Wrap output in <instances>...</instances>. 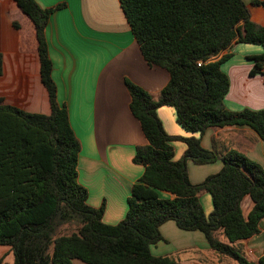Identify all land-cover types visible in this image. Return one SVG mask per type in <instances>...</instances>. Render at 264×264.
I'll use <instances>...</instances> for the list:
<instances>
[{"label": "trees", "instance_id": "trees-1", "mask_svg": "<svg viewBox=\"0 0 264 264\" xmlns=\"http://www.w3.org/2000/svg\"><path fill=\"white\" fill-rule=\"evenodd\" d=\"M13 1L33 24L50 106V113L42 115L0 100V245L10 247L13 264H178L172 256L150 253L151 246L164 241L159 227L169 220L182 231L202 233L218 264H264V256L254 263L240 248L258 233L264 218L262 167L230 146L218 153L202 148L200 137L169 136L156 114L169 106L187 132L201 136L208 128L247 127L264 143L263 110L233 112L223 104L229 84L220 66L230 55L213 60L232 42L257 45L262 53L250 58V75L264 76V26L250 21L243 1L119 0L143 60L166 70L169 79L155 97L125 81L129 111L146 144L135 149L132 161L143 173L115 225L102 221L103 205L92 208L86 202L87 192L77 180L80 144L66 108L56 101L45 28L64 5L42 8L35 0ZM173 141L186 145L178 161ZM187 160L196 165L220 160L222 168L192 184ZM159 192L173 197L160 198ZM202 194L212 202L207 216ZM244 198L250 202L246 215Z\"/></svg>", "mask_w": 264, "mask_h": 264}, {"label": "crops", "instance_id": "crops-1", "mask_svg": "<svg viewBox=\"0 0 264 264\" xmlns=\"http://www.w3.org/2000/svg\"><path fill=\"white\" fill-rule=\"evenodd\" d=\"M35 1L42 8L64 5L50 15L45 28L56 101L66 108L70 127L80 144L77 180L87 192L86 202L92 208L103 205L102 221L115 225L124 218L130 188L143 173V167L132 161L135 149L146 144L138 121L129 111L125 81L155 97L167 84L168 73L143 60L119 0ZM241 1L250 21L264 26V0ZM36 46L29 18L13 0H0V100L28 113L48 115L50 106L40 80ZM261 53L257 45L232 42L213 58L230 55L220 66L229 84L223 99L227 110L264 111V76L250 75L254 64L250 58ZM156 114L167 135L200 137L202 148L218 153L230 146L264 170V143L249 128H208L199 136L177 123L171 107L161 106ZM171 145L173 160H180L186 145L182 141H173ZM221 168L220 160L202 165L186 161L192 184L202 182ZM158 194L160 198L173 197L167 192ZM199 200L205 215H209L210 196L202 194ZM241 207L248 212V198H244ZM159 231L164 241L150 247L153 256H172L178 264H218L202 233L182 231L170 220ZM240 248L254 263L264 256V218L258 223V233L242 241ZM10 253L9 246L0 245L3 264H7ZM73 264L84 263L74 260Z\"/></svg>", "mask_w": 264, "mask_h": 264}, {"label": "rangeland", "instance_id": "rangeland-1", "mask_svg": "<svg viewBox=\"0 0 264 264\" xmlns=\"http://www.w3.org/2000/svg\"><path fill=\"white\" fill-rule=\"evenodd\" d=\"M247 210L243 209V214L246 215ZM68 230L65 228L62 233H66ZM7 264H12L13 262V255L10 253V255L6 259Z\"/></svg>", "mask_w": 264, "mask_h": 264}, {"label": "built area", "instance_id": "built-area-1", "mask_svg": "<svg viewBox=\"0 0 264 264\" xmlns=\"http://www.w3.org/2000/svg\"><path fill=\"white\" fill-rule=\"evenodd\" d=\"M200 64L198 63L197 66H199Z\"/></svg>", "mask_w": 264, "mask_h": 264}]
</instances>
